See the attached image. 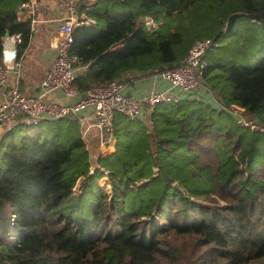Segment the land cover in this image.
Listing matches in <instances>:
<instances>
[{
    "label": "trees",
    "instance_id": "16d2710c",
    "mask_svg": "<svg viewBox=\"0 0 264 264\" xmlns=\"http://www.w3.org/2000/svg\"><path fill=\"white\" fill-rule=\"evenodd\" d=\"M23 1L0 0V58L6 31L20 34L17 58L29 42ZM85 12L94 22L74 26L69 48L78 89L174 67L207 37V93L157 103L148 124L116 113L115 149L93 172L75 116L18 119L0 137V264H264V134L227 110L264 123V0H97Z\"/></svg>",
    "mask_w": 264,
    "mask_h": 264
},
{
    "label": "built area",
    "instance_id": "2783aa9c",
    "mask_svg": "<svg viewBox=\"0 0 264 264\" xmlns=\"http://www.w3.org/2000/svg\"><path fill=\"white\" fill-rule=\"evenodd\" d=\"M96 1L57 0L63 14L59 18L55 54L41 81L44 91L61 89L66 94L76 92L74 80L80 66L75 65L78 57L69 54L73 41V28L75 25L90 23L85 11ZM20 6L33 8L34 3L32 0H24ZM145 23L149 26L155 25L150 16L145 17ZM20 40L19 33L9 35L5 33L2 38L0 86L4 89V95L0 98V124L5 130H9L18 119L27 123H36L44 118L90 112L98 130L99 144L106 149L115 142L116 113H121L128 119L141 118L145 108L151 111L159 102H174L180 98L169 89H151L141 96L128 95L123 91L124 83L118 77L89 86L84 90L82 97L67 103L47 100L41 93H25L20 89L17 79L14 82L9 81V71L17 72L21 66V56L17 58ZM213 45L214 42L210 38H198L190 45L178 65L155 73L168 82L171 88H177L187 95L205 88L202 80L207 64L206 55ZM14 49L15 54L7 59L5 51L11 53ZM227 110L238 125L264 134V123L248 115L244 107L233 103L227 107ZM95 165H91L90 172L94 171Z\"/></svg>",
    "mask_w": 264,
    "mask_h": 264
},
{
    "label": "crops",
    "instance_id": "0c3cea01",
    "mask_svg": "<svg viewBox=\"0 0 264 264\" xmlns=\"http://www.w3.org/2000/svg\"><path fill=\"white\" fill-rule=\"evenodd\" d=\"M32 1L34 3L33 8L30 6H20V4L18 5L17 17L20 21L30 23L31 34L29 42L21 55L20 69L17 72L15 70L9 71V81L14 82L17 79L19 87L23 92L41 93L47 100L61 103L74 101L83 96L84 90L77 88L74 94H66V92L61 89H54L46 92L41 87V81L55 54V45L59 35V18L63 14V11L58 6L57 0ZM90 22H94L93 19H90ZM7 47L8 44L6 45V48ZM7 50L5 54H11ZM2 59L3 57L1 56L0 62ZM81 69L82 67L80 66L77 72ZM121 80L124 83L123 91L133 96H141L151 89H169L180 98L185 96H202L207 93L205 88H201L187 95L180 92L177 88H171L169 83L160 78L156 73L138 75L134 72H126L121 77ZM3 95L4 89L0 86V98H2ZM207 95H209V92ZM209 99L210 102L212 101L214 105H217L212 94L209 95ZM150 112V110L145 108L143 117H141L147 124L150 123ZM73 116L78 119L82 138L90 153V159L92 156L96 158L99 154H109L113 152L115 149V142L106 149L100 146L98 130L90 112H81ZM4 131V126L0 124V137Z\"/></svg>",
    "mask_w": 264,
    "mask_h": 264
},
{
    "label": "water",
    "instance_id": "95a60500",
    "mask_svg": "<svg viewBox=\"0 0 264 264\" xmlns=\"http://www.w3.org/2000/svg\"><path fill=\"white\" fill-rule=\"evenodd\" d=\"M242 14H243V12H241V11H234V12L230 13L227 17L226 22H225V27H224L225 31H228L233 26L235 19ZM6 34L9 35L10 34L9 31H6ZM11 54L12 55L15 54V49L11 51ZM173 185L176 189L181 190V188L177 182H174Z\"/></svg>",
    "mask_w": 264,
    "mask_h": 264
},
{
    "label": "rangeland",
    "instance_id": "374dc122",
    "mask_svg": "<svg viewBox=\"0 0 264 264\" xmlns=\"http://www.w3.org/2000/svg\"><path fill=\"white\" fill-rule=\"evenodd\" d=\"M245 23H247V22H244V24ZM240 25H244L243 23H239ZM239 26V25H238ZM248 26H250V24H248ZM236 28H237V26H236ZM239 29V32H241V33H244V28H242L241 30H240V28H238ZM249 115V114H248ZM251 116V115H250ZM231 121H233V119L231 120ZM247 129V128H246ZM248 130V129H247ZM249 132V131H248ZM249 133H251V132H249ZM106 151V150H105ZM108 152V151H107ZM105 154V153H104ZM91 163L92 164H96V162H95V157L94 156H92L91 157ZM108 178V177H107ZM83 183V180H82V178H79L78 180H77V182H76V184H75V188H77L78 189V187L80 186V184H82ZM202 202H207V203H209V201H207V200H204V201H202Z\"/></svg>",
    "mask_w": 264,
    "mask_h": 264
},
{
    "label": "bare ground",
    "instance_id": "6f19581e",
    "mask_svg": "<svg viewBox=\"0 0 264 264\" xmlns=\"http://www.w3.org/2000/svg\"><path fill=\"white\" fill-rule=\"evenodd\" d=\"M5 55L7 59H9L12 56V54H7V53Z\"/></svg>",
    "mask_w": 264,
    "mask_h": 264
}]
</instances>
